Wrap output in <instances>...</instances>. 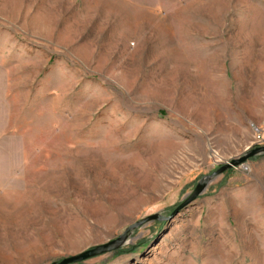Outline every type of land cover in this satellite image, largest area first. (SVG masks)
<instances>
[{
  "label": "rangeland",
  "instance_id": "obj_1",
  "mask_svg": "<svg viewBox=\"0 0 264 264\" xmlns=\"http://www.w3.org/2000/svg\"><path fill=\"white\" fill-rule=\"evenodd\" d=\"M259 145L264 0H0V264H264Z\"/></svg>",
  "mask_w": 264,
  "mask_h": 264
},
{
  "label": "water",
  "instance_id": "obj_2",
  "mask_svg": "<svg viewBox=\"0 0 264 264\" xmlns=\"http://www.w3.org/2000/svg\"><path fill=\"white\" fill-rule=\"evenodd\" d=\"M263 153H264V145L250 147L246 149V151L242 153L241 155L228 160L227 162L219 166L217 169L212 171L210 174L203 176L202 179L196 183L192 192L188 194L187 196H185L184 200L178 206H176L174 210L169 214V217H172L175 214H177L182 208L186 207L188 204L194 201L198 196H200L206 189L208 183L213 178H215L217 175H219L223 171L229 168H232V167H236V166L245 167L248 160H250L254 156H257ZM155 218H157V215H151L140 221L135 222L134 224H132L125 230L124 234H126L129 230L137 227L138 225L143 224L144 222L149 221L151 219H155ZM123 238H124V235L119 236L115 239L109 240L105 243L95 245L94 247L85 249L77 254L64 257L57 264L79 263L86 259L98 256V255H101L107 252L114 251L122 244L124 240Z\"/></svg>",
  "mask_w": 264,
  "mask_h": 264
}]
</instances>
